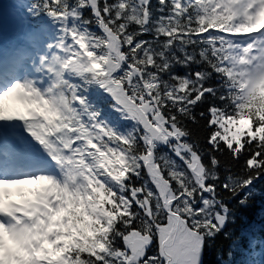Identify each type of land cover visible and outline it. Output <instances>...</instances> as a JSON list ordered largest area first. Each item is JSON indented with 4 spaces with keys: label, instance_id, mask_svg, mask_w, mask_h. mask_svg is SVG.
<instances>
[{
    "label": "snow or ice",
    "instance_id": "obj_1",
    "mask_svg": "<svg viewBox=\"0 0 264 264\" xmlns=\"http://www.w3.org/2000/svg\"><path fill=\"white\" fill-rule=\"evenodd\" d=\"M17 7L0 264H264V0Z\"/></svg>",
    "mask_w": 264,
    "mask_h": 264
},
{
    "label": "trees",
    "instance_id": "obj_2",
    "mask_svg": "<svg viewBox=\"0 0 264 264\" xmlns=\"http://www.w3.org/2000/svg\"><path fill=\"white\" fill-rule=\"evenodd\" d=\"M181 73L183 72L182 69L179 70ZM199 111V109L197 110ZM192 129H193V133H194V137L198 138L199 142L201 144H204L205 142V136L207 135L206 130L203 127V122L201 121V123L199 125H189ZM258 187H261V185H258ZM262 207V202L261 200L258 198L256 201V204L254 206L253 209L248 210L245 214L248 215L249 219H258V214L260 212V209ZM230 227L235 228L237 234L239 233L240 230V224L239 221L237 222V225H230ZM231 242L229 240L224 239L223 236L219 237L216 241V247L213 248H209L206 251L205 254V264H219V261L217 259V249L222 247L225 249V251L228 248V245ZM245 243V241H244Z\"/></svg>",
    "mask_w": 264,
    "mask_h": 264
}]
</instances>
